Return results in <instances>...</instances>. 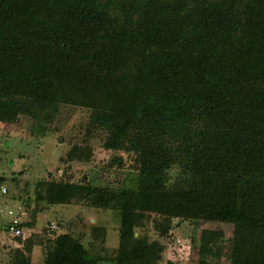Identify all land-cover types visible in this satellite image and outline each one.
<instances>
[{
	"label": "trees",
	"instance_id": "trees-1",
	"mask_svg": "<svg viewBox=\"0 0 264 264\" xmlns=\"http://www.w3.org/2000/svg\"><path fill=\"white\" fill-rule=\"evenodd\" d=\"M98 98L106 149L143 160L139 188L53 179L36 199L119 212L114 264H160L163 248L136 236L151 213L232 224L230 264H264V0H0V123ZM176 154L184 176L169 189ZM222 235L205 231L197 264H219ZM51 245L43 264L107 259L70 234Z\"/></svg>",
	"mask_w": 264,
	"mask_h": 264
},
{
	"label": "rangeland",
	"instance_id": "rangeland-1",
	"mask_svg": "<svg viewBox=\"0 0 264 264\" xmlns=\"http://www.w3.org/2000/svg\"><path fill=\"white\" fill-rule=\"evenodd\" d=\"M98 100L97 107L62 104L52 114L39 105L13 124L0 123V177L5 180L0 189L7 190L5 194L0 190V264H43L47 248H52V242L61 234L80 239L93 255L107 258L98 264H114L110 259L117 255L120 245L119 212L94 207L77 196L54 206L36 199L38 184L53 179L83 183L101 191L139 188L143 160L127 143L117 150L106 149L108 131L101 118L108 104ZM193 129L190 133L195 137ZM71 149L77 158L65 162ZM79 156L91 157L86 161ZM176 157L178 162L164 173L169 189L184 176L179 162L186 158L178 154ZM21 205L26 213L23 222L32 221L33 225L26 227L25 236L18 239L6 232V225L10 220L8 212ZM168 216L151 213L136 230V236L163 248L160 264H197L206 230L223 232L219 264H230L234 225ZM167 224L171 227L165 235Z\"/></svg>",
	"mask_w": 264,
	"mask_h": 264
},
{
	"label": "built area",
	"instance_id": "built-area-1",
	"mask_svg": "<svg viewBox=\"0 0 264 264\" xmlns=\"http://www.w3.org/2000/svg\"><path fill=\"white\" fill-rule=\"evenodd\" d=\"M0 190L2 194L7 193L5 188H1ZM23 208L24 207L21 205L17 210H10L8 212L10 220L6 225L7 233L15 238L25 236V231L21 228L23 217L26 215ZM53 228H55V226H53Z\"/></svg>",
	"mask_w": 264,
	"mask_h": 264
}]
</instances>
